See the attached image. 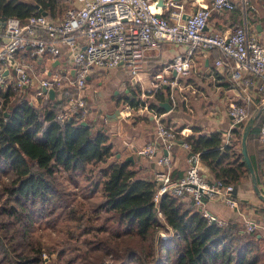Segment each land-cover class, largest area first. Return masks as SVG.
Instances as JSON below:
<instances>
[{"label":"trees","instance_id":"trees-1","mask_svg":"<svg viewBox=\"0 0 264 264\" xmlns=\"http://www.w3.org/2000/svg\"><path fill=\"white\" fill-rule=\"evenodd\" d=\"M55 3L0 0V23L38 13L35 4L54 16ZM62 106L59 98L0 88V264H42L44 251L52 264H264V235L240 223L208 221L188 198L164 194L154 202V179L139 175L130 160L107 164L113 152L106 131L82 124L79 112L61 117ZM258 121L247 143L264 124ZM242 126L234 128L239 139ZM218 136L201 146L190 141L209 166L210 181L250 180L241 151L221 153ZM59 174L75 183L81 176L85 195L100 192L99 200L72 203ZM40 221L61 235L55 247L34 234Z\"/></svg>","mask_w":264,"mask_h":264},{"label":"built area","instance_id":"built-area-1","mask_svg":"<svg viewBox=\"0 0 264 264\" xmlns=\"http://www.w3.org/2000/svg\"><path fill=\"white\" fill-rule=\"evenodd\" d=\"M238 3L242 8L247 4L246 0H209L207 6L186 14L183 4L168 0L172 10L167 17L157 13L155 0H74L60 17L52 18L40 12L24 19L7 17L0 29V88L10 82L17 93H33L42 99L48 98L44 88H53L63 104L61 117L77 112L85 117L81 91L93 69L122 64L130 75L138 77L147 51L157 50L163 41H171L186 45L184 54L154 72L153 86H173L176 79L170 77L171 72L187 75L194 51L216 48L219 56L214 64L225 66L231 81L243 93L242 103L232 105L227 113L232 126L243 125L251 109L264 97V47L249 33L245 23L229 32L205 31L212 11L231 10ZM61 46L68 48L72 70L60 67L48 74V69H39L37 59L55 60ZM144 108L156 122L154 139L136 148L135 154L154 159L157 165L153 175L157 184L154 202L164 194L191 199L208 221L223 226L228 221L205 208L204 198L218 197L234 209L246 232L262 228L245 204L234 196L233 185L205 177L199 151L189 150L186 172L177 179L171 177L169 150L176 144L178 132L162 122L150 104L144 103ZM257 136L264 146V124L260 125ZM182 145L189 147L187 143ZM160 147L165 153L157 156Z\"/></svg>","mask_w":264,"mask_h":264},{"label":"crops","instance_id":"crops-1","mask_svg":"<svg viewBox=\"0 0 264 264\" xmlns=\"http://www.w3.org/2000/svg\"><path fill=\"white\" fill-rule=\"evenodd\" d=\"M68 1L74 4V0ZM176 1L183 4L186 14L209 4V0ZM246 2L245 8L238 3L231 10L212 11L205 31L224 33L245 23L249 33L264 47V0ZM157 3L158 0H155L157 13L168 17L172 10L168 0H162L160 5ZM45 11L52 18L61 16H52L48 10ZM2 25L0 23V29ZM185 48L184 44L163 41L157 50H148L138 77L130 75L122 64L110 69H93L89 73L86 86L81 91L86 109L83 120L91 122L94 129L106 131L113 152L110 156L113 159L107 164L133 156L132 162L138 168V174L153 179L157 169L154 159L138 156L135 149L154 139L156 122L149 110L144 108V103L160 105L166 97L169 98L170 108L165 109L160 105L162 109L156 111L162 122L178 132L176 144L169 150V170L173 179L181 177L188 168L187 155L192 150V139H198L197 146H201L205 139H213L211 136L216 134L219 135L216 149L221 153L228 150L231 154L240 150V139L227 112L232 105L242 103L243 93L231 81L228 69L214 64L219 56L216 48L194 51L187 75L171 72L170 77L176 79L173 86H153L154 72L176 56L184 54ZM37 65L39 69H48V74L60 67L72 70L66 46L60 47V54L55 60L37 59ZM255 81L258 82V79L255 78ZM55 98H58L57 92ZM263 113L264 110L258 119H264ZM182 143H187L189 147H184ZM247 148L257 170L259 187L264 192V146L256 133L249 138ZM156 153L158 156L165 151L160 147ZM200 167L209 181L214 180L209 166L203 160H200ZM233 187L237 189L234 196L245 204L252 218L262 225V228L257 229V237L263 236L264 203L255 195L250 180L243 179ZM205 208L219 219L240 223L234 209L218 197L206 198Z\"/></svg>","mask_w":264,"mask_h":264},{"label":"rangeland","instance_id":"rangeland-1","mask_svg":"<svg viewBox=\"0 0 264 264\" xmlns=\"http://www.w3.org/2000/svg\"><path fill=\"white\" fill-rule=\"evenodd\" d=\"M71 5V1L68 0H56L55 7H54V12L56 15H62L65 8ZM149 104V103H148ZM264 115V113H263ZM261 119H259L257 125L260 124ZM113 158H109L108 161L112 160ZM99 169V166H95L92 174L95 175L94 173L97 172ZM59 180L62 181V184L64 186V189H67L68 191L71 192L70 194V200L72 203L76 202H82L84 207H88L91 205L93 202H96L99 200V195L100 192L95 193L94 195L91 196H86L85 195V190L82 189V185H84V181L81 178V176H77V183L69 181L64 174H59L58 175ZM85 196V197H84ZM34 234L38 237H40L41 241L46 245V246H56L61 242V235L57 233V231L51 226H48L44 224L43 222H37L35 224V230ZM161 234H164L163 232ZM42 256L44 257V262L42 264H52L51 260L47 258V254L44 251L42 253Z\"/></svg>","mask_w":264,"mask_h":264},{"label":"water","instance_id":"water-1","mask_svg":"<svg viewBox=\"0 0 264 264\" xmlns=\"http://www.w3.org/2000/svg\"><path fill=\"white\" fill-rule=\"evenodd\" d=\"M162 2V0H158L157 5H160ZM35 7L37 8V10L43 14L46 15L47 12L45 10L42 9V7H40L39 5L35 4ZM44 90L47 92V95L50 99L54 100L55 99V90L53 88H44ZM160 105L162 107H164L165 109H169L170 108V104H169V98L166 97L165 101L160 103ZM264 110V99L262 102L259 103V105H257L253 111L251 112V114L249 115V117L247 118V120L244 122L242 128H241V136H240V151L243 157V160L245 162V165L248 169L249 172V177H250V183L252 186V189L255 193V195L258 197L259 200H261L264 203V192L261 190V188L259 187L258 184V180H257V175L254 169V166L252 164V161L250 159L249 153H248V148H247V137L249 135V132L251 131L252 127L254 126L256 120L258 119L259 115L261 114V112ZM82 124H87V122L85 120L81 121ZM125 160H131L133 161V156H128L125 158ZM233 193L237 192V189L234 188ZM235 224V223H234Z\"/></svg>","mask_w":264,"mask_h":264}]
</instances>
